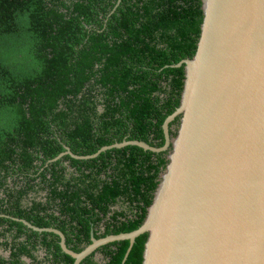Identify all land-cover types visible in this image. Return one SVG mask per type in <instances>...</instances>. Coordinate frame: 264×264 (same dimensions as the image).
Listing matches in <instances>:
<instances>
[{"label":"trees","instance_id":"16d2710c","mask_svg":"<svg viewBox=\"0 0 264 264\" xmlns=\"http://www.w3.org/2000/svg\"><path fill=\"white\" fill-rule=\"evenodd\" d=\"M200 0H0V215L53 228L80 252L138 228L167 150L161 124L179 105ZM179 117L168 124L173 138ZM53 160V161H52ZM118 207L116 208V206ZM147 233L95 249L79 264H141ZM53 233L0 216V264H72ZM124 259V261H123Z\"/></svg>","mask_w":264,"mask_h":264},{"label":"water","instance_id":"95a60500","mask_svg":"<svg viewBox=\"0 0 264 264\" xmlns=\"http://www.w3.org/2000/svg\"><path fill=\"white\" fill-rule=\"evenodd\" d=\"M195 52L179 61V105L163 120L159 148L123 141L112 148L167 150L142 224L128 233L94 239L74 253L53 228L0 215L37 233H53L60 251L79 264L95 249L147 233L141 264H264V0H200ZM179 117L175 136L168 124ZM52 160V161H53ZM123 259V261H124Z\"/></svg>","mask_w":264,"mask_h":264},{"label":"rangeland","instance_id":"374dc122","mask_svg":"<svg viewBox=\"0 0 264 264\" xmlns=\"http://www.w3.org/2000/svg\"><path fill=\"white\" fill-rule=\"evenodd\" d=\"M117 207H118V205L116 206V208ZM94 260L97 262V264H102L103 263V261H102V259H101L99 254H95Z\"/></svg>","mask_w":264,"mask_h":264},{"label":"flooded vegetation","instance_id":"af4514ba","mask_svg":"<svg viewBox=\"0 0 264 264\" xmlns=\"http://www.w3.org/2000/svg\"><path fill=\"white\" fill-rule=\"evenodd\" d=\"M118 1H119V0H116V3H117ZM64 148H65V146H63V152H61V153H64V152H65ZM66 148H67V147H66ZM67 149H68V148H67ZM68 150H69V149H68ZM69 152H70V151H69ZM62 156H64V155H62ZM62 156H61V157H62ZM0 255L6 257V256H7V253L0 251Z\"/></svg>","mask_w":264,"mask_h":264}]
</instances>
